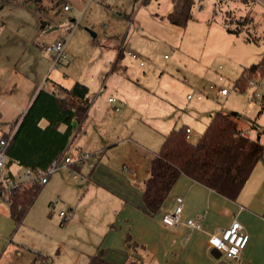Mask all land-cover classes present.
Returning a JSON list of instances; mask_svg holds the SVG:
<instances>
[{
    "label": "rangeland",
    "instance_id": "rangeland-1",
    "mask_svg": "<svg viewBox=\"0 0 264 264\" xmlns=\"http://www.w3.org/2000/svg\"><path fill=\"white\" fill-rule=\"evenodd\" d=\"M199 1L202 9L194 6L193 18L184 27L166 24L174 32L158 27L152 36L146 32L144 9L138 12L143 0H0V102L24 106L55 77L65 86L79 82L88 88L90 130L85 139L100 136L98 117L118 126L113 120L118 114L107 101L114 97L124 104L132 139L152 145V151L161 142L155 139L182 120L195 124L190 133L195 136L202 118L198 108L239 117L248 134L264 143V77L249 79L242 93L234 89L241 72L264 54V5L259 0ZM249 16L252 22L242 25L239 36L225 31V22L234 28ZM58 41L66 58L53 66L46 47ZM121 48L124 53L119 55ZM128 52H135L137 59ZM214 71L224 77L229 93L196 106L187 96H195L198 87L211 94ZM83 125L75 130V141L85 134ZM108 132L111 137L118 127Z\"/></svg>",
    "mask_w": 264,
    "mask_h": 264
},
{
    "label": "crops",
    "instance_id": "crops-1",
    "mask_svg": "<svg viewBox=\"0 0 264 264\" xmlns=\"http://www.w3.org/2000/svg\"><path fill=\"white\" fill-rule=\"evenodd\" d=\"M214 1L222 3V0ZM245 2L248 3V0ZM142 3L138 12L144 9L148 35L156 36L155 29L158 27L174 32L166 25L169 23L159 18L171 12L172 3L169 0H143ZM196 6L202 9L200 4ZM123 53L121 48L119 55ZM214 72L212 83L224 88V82L219 83V74ZM50 78V86L42 89L70 88L62 81H56L55 77ZM40 89L41 86L30 95L24 106L16 102L15 105L0 102L1 137L24 116ZM197 89L203 92L202 87ZM211 96L224 97L213 90L211 94L205 92L201 100L190 101L197 102V106L199 101L209 103ZM120 100L117 99L120 112H115L109 104V109L118 114L117 119L113 118L118 126L112 125L107 117H98L95 119L96 134L100 136L96 140H91L92 134L85 139L90 130L89 113L83 121L72 124L75 130L84 124L85 134L75 141L74 131L65 155L20 223L9 217L8 204L0 202V264H88L89 257L99 252L108 264H264L263 141L259 137L253 139L247 128L242 132L245 137L261 143L263 149L236 201L181 176L158 213L152 217L145 213L141 198L149 176V164L163 137L171 129L185 126L189 130V140L195 143L212 115L219 111L198 108L202 118L195 136L190 135L195 124L182 120L180 125L175 124L155 139L161 142L152 151L149 149L152 145L132 139L126 124L127 115L123 113L124 104ZM109 127H118V132L108 137ZM78 152L92 156V171L86 164L74 170L72 164L65 163L66 157L74 158ZM11 171H16L14 165ZM179 201L182 207L180 224L164 226L162 217L170 214ZM198 217L202 218L200 230L186 225L187 220ZM233 219L245 228L248 243L237 261L226 263L221 261L217 251L208 246L207 239L225 229Z\"/></svg>",
    "mask_w": 264,
    "mask_h": 264
},
{
    "label": "trees",
    "instance_id": "trees-1",
    "mask_svg": "<svg viewBox=\"0 0 264 264\" xmlns=\"http://www.w3.org/2000/svg\"><path fill=\"white\" fill-rule=\"evenodd\" d=\"M27 1L39 4L42 0ZM169 1L172 3L171 12L159 18L175 27H184L192 20V10L200 2ZM259 1L264 5V0ZM244 20L236 21L234 28H230L228 22L223 27L227 33L239 36L242 25L252 22L251 17ZM246 40L257 42V39ZM256 75L264 77V54L256 64L241 72L234 82V89L244 92L249 79ZM87 94L88 88L79 82H75L69 89L60 86L57 90L41 88L37 91L24 116L15 122L9 133L2 135L8 144L6 155L9 161L6 164L5 178L13 179L11 167L16 161L24 168L43 173L55 160H62L75 131L72 124L87 117ZM247 127L239 117L219 111L212 115L196 143L189 140L187 127L171 129L163 137L160 148L149 164V176L144 183L141 198L145 213L152 217L158 213L181 176L236 201L263 149L261 143L242 136ZM79 153L81 152L77 154ZM93 163L88 168L89 171H92ZM82 165L72 164L74 170ZM43 186L37 181L32 184L21 182L11 189L5 203L9 207V217L17 224L33 206ZM102 255L99 252L89 257L88 264H108L102 260Z\"/></svg>",
    "mask_w": 264,
    "mask_h": 264
},
{
    "label": "built area",
    "instance_id": "built-area-1",
    "mask_svg": "<svg viewBox=\"0 0 264 264\" xmlns=\"http://www.w3.org/2000/svg\"><path fill=\"white\" fill-rule=\"evenodd\" d=\"M65 10H69L68 6H65ZM64 44L61 41L56 43H52L46 47V51L50 52L52 56V65L58 66L65 58L66 54L64 53ZM128 56L132 60L137 59V54L134 52H128ZM141 66L143 65L140 62ZM219 69H221L219 67ZM218 76V82L223 83L225 81L224 77L221 75ZM211 90H216V92L221 96H227L229 91L225 88L217 87L215 83L211 84L208 88ZM205 97V93L201 91H196L195 96L188 95V100H201ZM108 103L112 105L113 110L115 112H120V107L118 106V101L114 97L108 98ZM189 132V130H187ZM243 136V134H242ZM7 141L5 138L1 137L0 139V202H6L8 195L11 192V189L16 187L18 183L27 182L31 183L37 181L41 185H45L49 179V177L54 173V170L60 163L61 159L55 160L45 172H33L28 168H24L20 165L19 161L14 163V167L16 171L13 172V179L5 178V170L6 164L9 161L6 155V147ZM65 163L69 164H86L87 167H91L92 165V156L87 153H79L74 158L66 157ZM125 168V167H124ZM3 178H5L3 180ZM3 180V182H2ZM2 182V183H1ZM181 201L179 204L173 209L170 214H167L162 217V224L166 227L175 226L180 224L181 221ZM65 220V216L63 217V221ZM202 218L198 217L195 219H189L186 222V225L194 230H200L201 228ZM248 241V234L245 231V228L237 221V219H233L231 223L220 231L210 235L207 239L208 246L217 251L220 256L229 259L230 261H237L240 254L246 248Z\"/></svg>",
    "mask_w": 264,
    "mask_h": 264
},
{
    "label": "water",
    "instance_id": "water-1",
    "mask_svg": "<svg viewBox=\"0 0 264 264\" xmlns=\"http://www.w3.org/2000/svg\"><path fill=\"white\" fill-rule=\"evenodd\" d=\"M93 36H95L93 33H92Z\"/></svg>",
    "mask_w": 264,
    "mask_h": 264
}]
</instances>
